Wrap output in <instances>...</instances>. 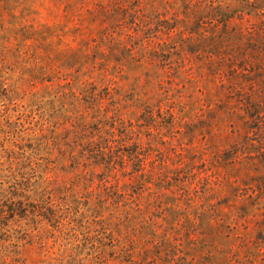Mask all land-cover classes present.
<instances>
[{
  "label": "rangeland",
  "instance_id": "obj_1",
  "mask_svg": "<svg viewBox=\"0 0 264 264\" xmlns=\"http://www.w3.org/2000/svg\"><path fill=\"white\" fill-rule=\"evenodd\" d=\"M0 264H264V0H0Z\"/></svg>",
  "mask_w": 264,
  "mask_h": 264
}]
</instances>
